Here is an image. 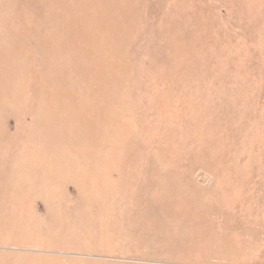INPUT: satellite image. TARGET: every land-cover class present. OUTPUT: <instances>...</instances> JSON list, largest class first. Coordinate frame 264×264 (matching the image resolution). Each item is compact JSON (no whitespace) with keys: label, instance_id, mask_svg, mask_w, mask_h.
Masks as SVG:
<instances>
[{"label":"rangeland","instance_id":"obj_1","mask_svg":"<svg viewBox=\"0 0 264 264\" xmlns=\"http://www.w3.org/2000/svg\"><path fill=\"white\" fill-rule=\"evenodd\" d=\"M21 1L0 0V47L10 44L12 31L20 25L12 17L15 8L20 11ZM139 2L141 8L131 18L137 19L130 23L133 31L125 47L130 78L110 70L105 77L110 85L104 89L113 98L111 107H125L129 113L123 117L125 125L136 126L132 131L139 139L134 141L127 129H118L112 137L118 145L114 152L134 158L141 169L147 167L155 149L176 158L185 155L201 160L204 165L192 172L184 161L166 165L175 174L177 186L192 189L195 184L220 194V200L210 194L201 202L217 215L212 218L201 211L202 216L188 230L210 237L231 236L237 248L222 257L221 261L228 260L226 264H264V0ZM0 57H4L2 52ZM6 68L0 65V85ZM127 94H133L134 104L128 106ZM11 120L2 128L18 133V124ZM32 148L25 146L20 151L31 171L52 162L50 154ZM6 156L0 158L6 161ZM28 181L22 178L20 184L0 185V217L5 226L28 228L26 222L34 220V210L41 216L38 225L46 230L40 221L51 215L60 233L57 228L50 234L27 237L62 244L63 252L87 264H204L199 261L208 256L220 260L207 250L178 245L182 233L166 217V205L161 203L164 194L144 193L141 180L132 173L129 184L116 190L111 204L106 206L101 199L105 191L89 200L97 204L93 211L88 199L81 201L77 221L63 205L48 211L42 200L26 199L30 202L24 211L21 199L29 198L34 190ZM59 192L56 189L51 195ZM140 205L148 207L146 218L157 225L155 231L150 230V223L140 233L142 226L133 225L131 216ZM225 226L231 231L226 232ZM23 236L25 232L12 238L17 242Z\"/></svg>","mask_w":264,"mask_h":264},{"label":"bare ground","instance_id":"obj_2","mask_svg":"<svg viewBox=\"0 0 264 264\" xmlns=\"http://www.w3.org/2000/svg\"><path fill=\"white\" fill-rule=\"evenodd\" d=\"M21 3L20 11L15 8L12 17L20 25L12 31L10 44L0 47L4 56L0 57L3 58L0 65L7 67L0 85V157L9 154L6 161L0 158V185L20 184L22 178H27L34 190L29 198L21 199L24 211H28L30 201L42 200L48 211L63 205L65 212L75 215L77 219L73 220L77 221L81 201L88 199L87 205L93 211L97 204L89 200L105 191L101 199L106 206L111 204L116 190L129 184L132 173L141 180L139 185L144 193L164 194L161 203L166 205V217L174 220L182 233L178 245L204 249L220 257L219 260L208 256L199 262L217 264L232 253L237 246L230 242L231 236L210 237L194 232L195 229L188 230L202 216L201 211L212 218L218 212L201 203L211 192L193 183L192 189L177 186L175 174L166 166L184 161L192 172L204 165L201 160L185 155L176 158L171 152L155 149L147 167L141 169L134 158L114 152L118 145L112 137L118 129H127L134 135V141L139 139L132 131L136 126L130 129L131 125H125L123 117L129 116L125 107H111L113 98L104 91L110 85L105 81L110 70L130 78L125 47L133 31L130 23L137 19L131 18L141 8L139 0H22ZM122 14L130 17L123 18ZM117 58L120 63L114 62ZM134 100L133 94H127L128 106ZM11 119L18 124V133L2 128ZM25 146L50 154L52 162L31 171L29 161L20 154ZM71 188L74 194L70 193ZM56 189L60 190L58 195H51ZM211 196L220 200L215 190ZM148 212V207L140 205L131 216L133 225L142 226L139 233L146 232L148 227L143 225L147 223L151 231L157 229L154 222L147 221ZM37 213L31 212L35 218L27 221L28 228L23 230L17 225L9 229L0 217V249L27 252H0V264H87L63 252L62 244L27 237L50 234L59 228L57 220L49 215L47 220L40 221L47 226L42 229L37 223L41 217ZM226 227L229 226H225V231L230 232L231 228ZM24 232L26 237H20L19 241L12 238ZM5 235L9 238H2ZM227 262L225 258L221 264Z\"/></svg>","mask_w":264,"mask_h":264}]
</instances>
